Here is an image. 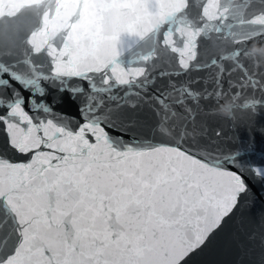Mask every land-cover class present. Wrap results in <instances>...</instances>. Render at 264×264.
I'll list each match as a JSON object with an SVG mask.
<instances>
[{
  "label": "snow or ice",
  "instance_id": "snow-or-ice-1",
  "mask_svg": "<svg viewBox=\"0 0 264 264\" xmlns=\"http://www.w3.org/2000/svg\"><path fill=\"white\" fill-rule=\"evenodd\" d=\"M237 217L264 264V0H0V264H191Z\"/></svg>",
  "mask_w": 264,
  "mask_h": 264
},
{
  "label": "water",
  "instance_id": "water-1",
  "mask_svg": "<svg viewBox=\"0 0 264 264\" xmlns=\"http://www.w3.org/2000/svg\"><path fill=\"white\" fill-rule=\"evenodd\" d=\"M222 124L227 128V114L215 117V125ZM257 216L259 212L257 211ZM241 218L237 217L233 222L226 226L225 230L211 241L206 247L205 264H233L237 259L236 252L232 246V238L240 228Z\"/></svg>",
  "mask_w": 264,
  "mask_h": 264
}]
</instances>
